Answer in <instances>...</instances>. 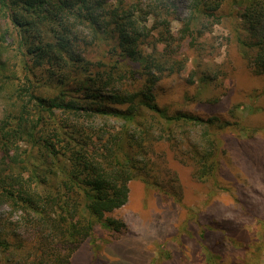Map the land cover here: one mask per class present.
<instances>
[{
	"label": "trees",
	"instance_id": "16d2710c",
	"mask_svg": "<svg viewBox=\"0 0 264 264\" xmlns=\"http://www.w3.org/2000/svg\"><path fill=\"white\" fill-rule=\"evenodd\" d=\"M217 25L263 79L264 0H0V264H72L85 243L91 258L103 256L125 234L110 214L133 180L180 202L165 148L186 156L198 180L218 182L228 148L238 149V137L227 146V128H249L161 101L163 81L187 68L191 51L187 85L197 91L186 102L222 73L204 62ZM212 228L188 237L203 264H223Z\"/></svg>",
	"mask_w": 264,
	"mask_h": 264
},
{
	"label": "rangeland",
	"instance_id": "374dc122",
	"mask_svg": "<svg viewBox=\"0 0 264 264\" xmlns=\"http://www.w3.org/2000/svg\"><path fill=\"white\" fill-rule=\"evenodd\" d=\"M173 26L177 29L179 24L175 22ZM206 37L214 49L204 62L213 69H221L222 73L203 87L199 94L201 99L186 102V92L197 91L196 82L187 85L196 61L191 51L187 68L163 81L161 101L172 106L181 105L187 111L206 117L238 118L249 128L248 133L241 131L240 126L233 130L227 128L230 133L227 146H234L232 138L238 137V149L228 148L218 182L198 180L191 166L183 162L186 156L165 148L169 166L177 169L182 181L181 201L176 196L174 199L162 196L139 179L133 180L127 203L110 214L126 223L125 234L109 242L106 253L99 258L90 257L91 248L85 243L75 254L72 264H174L172 248L175 247L173 257L179 264H203L205 254L193 237L188 236H194L207 225L216 229L211 238L225 247L220 262L264 264V109H261L264 107V78H258L246 65L227 27L214 26ZM214 98L218 101L211 104L208 100ZM110 123L120 126V122ZM198 215L202 218L200 223L195 221ZM179 228L183 231V239L176 236ZM223 228L235 233L236 243L227 239L223 243L220 239ZM211 238L207 241L209 245L214 244ZM178 240L184 241L183 254L178 251ZM165 242L169 247L167 252L160 246ZM180 258H184L183 263Z\"/></svg>",
	"mask_w": 264,
	"mask_h": 264
}]
</instances>
